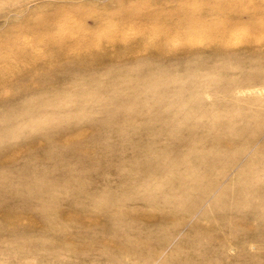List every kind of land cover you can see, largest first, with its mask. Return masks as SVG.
I'll return each instance as SVG.
<instances>
[{
  "label": "rangeland",
  "instance_id": "374dc122",
  "mask_svg": "<svg viewBox=\"0 0 264 264\" xmlns=\"http://www.w3.org/2000/svg\"><path fill=\"white\" fill-rule=\"evenodd\" d=\"M232 124L264 147V0H0V264H264Z\"/></svg>",
  "mask_w": 264,
  "mask_h": 264
},
{
  "label": "bare ground",
  "instance_id": "6f19581e",
  "mask_svg": "<svg viewBox=\"0 0 264 264\" xmlns=\"http://www.w3.org/2000/svg\"><path fill=\"white\" fill-rule=\"evenodd\" d=\"M238 86H240V85H236L235 89L238 88ZM248 91H249V89L248 90H238V91L233 90L232 95L241 96V95L248 93ZM246 118L251 119L252 116H246ZM235 127L236 126H234V124L229 125V127L228 126L226 127L227 130L226 129L224 130L225 133L218 134L217 136L214 137L213 144L216 146L215 155H211L205 159V163L203 164L204 168L201 167L203 170H206L207 168L208 169H214L219 164L226 163V162L228 164L236 162V165H238V164H241L246 159L248 160L249 154L252 150H264V147H262V144L257 143L259 141H256L257 145H256V147H254V149L252 148V146L251 147L247 146L246 137H244V132L237 134L238 129H234ZM242 129L245 131L244 127ZM236 150L241 151V156H235V157L231 158L230 153L233 151H236ZM242 155H244V156H242ZM242 173H245V177H247V179L253 180V181L258 180L259 178H261V179L264 178V157H258V158H255L254 160H249L247 162V164L245 165V167L242 169V172L239 173L238 175H240ZM195 180L200 181L201 184L202 183H205V184L209 183L208 181L205 180V177H201V178L197 177L196 179H194V181ZM261 187H263V186L261 185ZM239 189L245 190V186L244 185L240 186ZM185 192L187 195H192V193H191L192 190H190V189L189 190L184 189L183 194ZM170 199L177 202V201L183 200L184 197L176 196V193H175V194L171 195ZM171 216H166L165 218L167 219L168 217H171ZM236 224H238V223H236Z\"/></svg>",
  "mask_w": 264,
  "mask_h": 264
}]
</instances>
